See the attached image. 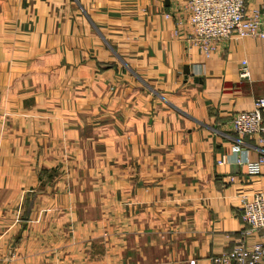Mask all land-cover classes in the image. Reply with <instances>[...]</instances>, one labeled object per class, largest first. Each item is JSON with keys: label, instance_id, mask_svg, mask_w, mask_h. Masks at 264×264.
I'll return each instance as SVG.
<instances>
[{"label": "crops", "instance_id": "0c3cea01", "mask_svg": "<svg viewBox=\"0 0 264 264\" xmlns=\"http://www.w3.org/2000/svg\"><path fill=\"white\" fill-rule=\"evenodd\" d=\"M184 2L0 0V264L233 250L239 198L264 191L262 146L232 127L264 95V38L207 56Z\"/></svg>", "mask_w": 264, "mask_h": 264}, {"label": "built area", "instance_id": "2783aa9c", "mask_svg": "<svg viewBox=\"0 0 264 264\" xmlns=\"http://www.w3.org/2000/svg\"><path fill=\"white\" fill-rule=\"evenodd\" d=\"M249 1L185 0L181 10L190 29V44L210 56L217 43L234 36L264 38V0L259 9L251 11ZM249 76V67L244 61L240 67V77L246 79ZM232 127L238 137L257 136L263 154L259 161L248 165L250 175H260V166L264 163V95L255 101L252 111L237 114L232 119ZM234 180L232 178V182ZM238 211L247 228L240 231L233 250L216 257L214 261L220 264H264V191L251 197L241 196ZM255 235H258V240L251 242V237Z\"/></svg>", "mask_w": 264, "mask_h": 264}]
</instances>
